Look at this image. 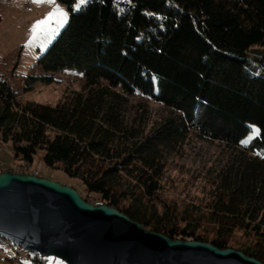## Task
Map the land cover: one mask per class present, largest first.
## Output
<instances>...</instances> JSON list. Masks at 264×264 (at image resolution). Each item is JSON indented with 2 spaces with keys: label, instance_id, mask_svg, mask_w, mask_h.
<instances>
[{
  "label": "trees",
  "instance_id": "1",
  "mask_svg": "<svg viewBox=\"0 0 264 264\" xmlns=\"http://www.w3.org/2000/svg\"><path fill=\"white\" fill-rule=\"evenodd\" d=\"M58 1L69 22L34 65L76 70L83 84L50 105L18 100L0 79V143L26 164L43 149L47 165L82 179L86 200L145 229L264 263V0ZM38 79L53 75L28 74L24 89ZM149 103L166 108L151 122ZM251 125L261 134L242 145ZM190 136L227 153L200 198L162 199L167 161Z\"/></svg>",
  "mask_w": 264,
  "mask_h": 264
},
{
  "label": "water",
  "instance_id": "2",
  "mask_svg": "<svg viewBox=\"0 0 264 264\" xmlns=\"http://www.w3.org/2000/svg\"><path fill=\"white\" fill-rule=\"evenodd\" d=\"M0 237L66 264H264L232 247L145 229L70 185L9 169L0 172Z\"/></svg>",
  "mask_w": 264,
  "mask_h": 264
},
{
  "label": "rangeland",
  "instance_id": "3",
  "mask_svg": "<svg viewBox=\"0 0 264 264\" xmlns=\"http://www.w3.org/2000/svg\"><path fill=\"white\" fill-rule=\"evenodd\" d=\"M56 2L70 13L66 5L58 0ZM76 2L77 0L73 5ZM50 11H52V5L47 3L38 5L33 0H0V79L8 81L18 100L55 105L65 92L78 90L83 84V75L76 70L63 69L51 73L44 72L34 65L39 55L50 43L37 39L30 44L31 29L36 21L44 19ZM52 26L55 27V23ZM28 74L39 77L52 74L53 80L46 83L38 79L30 89L26 90L24 89V78ZM128 108H130V114H133L135 107L128 105ZM149 110L151 122L164 114L166 108L160 104L149 103ZM0 148L3 170L21 165L28 173L70 185L84 199L92 198L85 192L81 178L70 177L58 164L47 165L43 160V149H37L32 163L26 164L14 159V152L9 141L0 143ZM226 153L227 151L216 141L201 140L190 136L180 151L171 155L167 161L165 171L167 181L163 183L162 199L168 201L178 199L187 202L189 199L200 198L208 186L210 169L219 165ZM234 241L240 244L247 242L240 233L235 235ZM31 256V253L26 252L19 264H36ZM43 258L44 264H66L53 256ZM0 264L18 263L2 258Z\"/></svg>",
  "mask_w": 264,
  "mask_h": 264
},
{
  "label": "snow or ice",
  "instance_id": "4",
  "mask_svg": "<svg viewBox=\"0 0 264 264\" xmlns=\"http://www.w3.org/2000/svg\"><path fill=\"white\" fill-rule=\"evenodd\" d=\"M36 4H50L52 5V11L46 14L44 19L38 20L32 26L31 37L29 43H33L37 39H42L46 43H51L55 36L59 35V30L62 29L70 19L69 12L61 7L56 0H33ZM91 0H77V2L72 6L73 11H79L84 8ZM55 23V27H53ZM261 129L257 126L252 125L249 135L241 140L242 145H247L253 138L260 136Z\"/></svg>",
  "mask_w": 264,
  "mask_h": 264
},
{
  "label": "built area",
  "instance_id": "5",
  "mask_svg": "<svg viewBox=\"0 0 264 264\" xmlns=\"http://www.w3.org/2000/svg\"><path fill=\"white\" fill-rule=\"evenodd\" d=\"M0 170H3L1 161H0ZM9 170L16 173H24V166H13ZM3 243L6 245V252H0V262L2 258H6L10 261H14L19 264L21 258L26 254V250L24 248L23 249L9 248L6 242Z\"/></svg>",
  "mask_w": 264,
  "mask_h": 264
},
{
  "label": "bare ground",
  "instance_id": "6",
  "mask_svg": "<svg viewBox=\"0 0 264 264\" xmlns=\"http://www.w3.org/2000/svg\"><path fill=\"white\" fill-rule=\"evenodd\" d=\"M18 166V165H17ZM21 166V165H20ZM28 169V168H27ZM24 173H28L26 168L24 167ZM32 174V173H31ZM36 175V174H35ZM6 242L7 246L9 248H13V249H23L20 245H18L17 243H14L8 239H4L0 237V252H6V245L3 243Z\"/></svg>",
  "mask_w": 264,
  "mask_h": 264
}]
</instances>
